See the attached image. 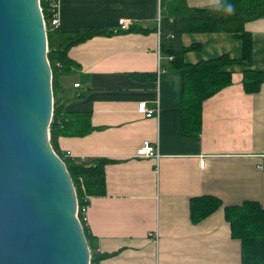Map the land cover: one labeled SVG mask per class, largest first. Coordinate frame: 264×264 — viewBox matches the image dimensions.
<instances>
[{
  "label": "crops",
  "instance_id": "0c3cea01",
  "mask_svg": "<svg viewBox=\"0 0 264 264\" xmlns=\"http://www.w3.org/2000/svg\"><path fill=\"white\" fill-rule=\"evenodd\" d=\"M160 16L161 0H61L60 30L98 26L112 33L69 47L77 65L59 77V91L71 94L79 73H87L84 95L65 108L89 111L92 129L58 135L56 144L75 159L109 158L105 191L89 196L86 213L93 246L106 254L99 264H241L240 239L231 234L224 205L255 199L264 206V80L247 92L245 65L226 64L231 83L203 100L200 130H184L182 75L167 66L159 30L118 29L121 17L129 26L153 27ZM244 29L252 42L250 67L264 72V16L246 21ZM180 42L198 44L184 52L187 62L241 54L240 39L229 31L183 32ZM140 101L157 113L146 116ZM145 140L156 144L158 157L136 155ZM204 193L222 204L194 222L189 198Z\"/></svg>",
  "mask_w": 264,
  "mask_h": 264
},
{
  "label": "water",
  "instance_id": "95a60500",
  "mask_svg": "<svg viewBox=\"0 0 264 264\" xmlns=\"http://www.w3.org/2000/svg\"><path fill=\"white\" fill-rule=\"evenodd\" d=\"M52 112L39 0H0V264H90Z\"/></svg>",
  "mask_w": 264,
  "mask_h": 264
},
{
  "label": "trees",
  "instance_id": "16d2710c",
  "mask_svg": "<svg viewBox=\"0 0 264 264\" xmlns=\"http://www.w3.org/2000/svg\"><path fill=\"white\" fill-rule=\"evenodd\" d=\"M261 16H264V0H219L213 6H187L185 0H161V16L157 26L143 27L131 24L128 27L127 30L133 31L159 30L161 51L168 55L167 66L178 70L182 75L181 109L184 130L198 132L201 127L203 100L231 83V71L225 68L226 64L245 65L242 70L243 88L247 92L258 90L264 80V72L250 67L252 42L244 29V23ZM199 31L233 33V36L241 41L240 56L231 57L228 53H221L195 62L185 61L184 52L197 47L198 44L182 45L180 36L183 32ZM109 33H112V30L98 26H82L74 31H63L59 26H52L46 19L47 58L51 66L53 90L49 140L66 164L79 205L88 203L90 195L104 193V165L109 158L75 159L57 146L58 135H83L92 129L89 111H71L65 108L70 98L84 95L88 88L87 73H79L75 81L78 85L73 86L75 89L71 94L61 93L58 81L62 75L73 74L77 65L68 55L71 45L96 34ZM82 83L85 88L80 86ZM221 204V199L214 194L193 195L189 198L190 218L196 222ZM224 212L232 236L240 239L241 264H264V206L258 200L244 199L240 203L224 205ZM81 223L90 248V264H99L106 254L96 251L92 235L83 218Z\"/></svg>",
  "mask_w": 264,
  "mask_h": 264
},
{
  "label": "built area",
  "instance_id": "2783aa9c",
  "mask_svg": "<svg viewBox=\"0 0 264 264\" xmlns=\"http://www.w3.org/2000/svg\"><path fill=\"white\" fill-rule=\"evenodd\" d=\"M60 2L61 0H39V6L40 10L42 13L43 21L46 26V19L52 26H59V21H60ZM45 9V11H44ZM46 15V17H45ZM129 20L125 17H121L118 20V29L119 30H126L129 27ZM159 23V22H157ZM171 58V56H169ZM74 85H78L77 82L74 83ZM138 110L143 112L146 116H151L157 113L158 108L157 107H148L146 105L145 101H140L138 103ZM66 155L71 156L70 151L65 152ZM136 155L138 156H152V157H158L159 152L158 148L155 143L150 142L148 140H145L141 146H139L136 149ZM81 160H84L85 158L82 156L80 158ZM199 163L201 166L204 165V158H200ZM87 208H88V203H83L82 205H79L77 203V215L78 217L81 216L87 224ZM81 218L79 217L80 221ZM156 238V236H155Z\"/></svg>",
  "mask_w": 264,
  "mask_h": 264
}]
</instances>
